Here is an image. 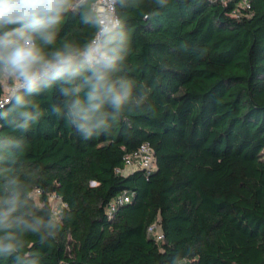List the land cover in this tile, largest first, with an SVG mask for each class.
Instances as JSON below:
<instances>
[{
	"label": "trees",
	"instance_id": "16d2710c",
	"mask_svg": "<svg viewBox=\"0 0 264 264\" xmlns=\"http://www.w3.org/2000/svg\"><path fill=\"white\" fill-rule=\"evenodd\" d=\"M94 1L72 0L52 48L95 37ZM115 2V75L133 82L132 101L107 108L100 135L68 122L63 81L16 91L37 116L20 127L16 82L7 93L0 79V199L16 192L15 215L55 223L9 229L16 249L0 248V264H264V0ZM144 143L156 169L124 172ZM123 193L130 200L110 215Z\"/></svg>",
	"mask_w": 264,
	"mask_h": 264
},
{
	"label": "clouds",
	"instance_id": "9594fccd",
	"mask_svg": "<svg viewBox=\"0 0 264 264\" xmlns=\"http://www.w3.org/2000/svg\"><path fill=\"white\" fill-rule=\"evenodd\" d=\"M156 3L165 6L168 0ZM71 7L72 0H0V79L16 82L13 111L23 121L19 125L23 128L37 116L27 110L30 102L16 91L39 92L57 81L72 85L61 89L68 98L67 120L88 139L110 127L108 107L114 113L125 110L132 101L133 82L115 75L124 59V45L120 22L110 16L93 21L99 30L82 46L64 42L60 47H51L56 44L64 14ZM89 20L84 17L85 23ZM82 91L86 99L78 97ZM74 96L77 98L73 100ZM53 111L59 114L62 109ZM19 204L16 192L0 199V231L4 232L0 248L6 253L16 249L15 235L9 229L20 227L36 233L55 227L52 220L46 222L39 216L15 215Z\"/></svg>",
	"mask_w": 264,
	"mask_h": 264
},
{
	"label": "built area",
	"instance_id": "2783aa9c",
	"mask_svg": "<svg viewBox=\"0 0 264 264\" xmlns=\"http://www.w3.org/2000/svg\"><path fill=\"white\" fill-rule=\"evenodd\" d=\"M221 2H228L229 0H219ZM92 8L97 13L98 19H102L104 16H110L111 18L118 20L120 18L117 15L116 11V2L115 0H95L92 4ZM14 90V88L12 89ZM9 101V95H5L2 100H0V105ZM126 168L124 172L132 171L135 169H143L147 172H151L156 169V159L154 155L153 148L149 143L142 144L137 150L132 153H129L125 157ZM130 200V194L123 193L117 199H114L110 203L109 214L112 215L113 211L119 203L127 202ZM150 232L154 234L157 239H162L164 234L162 231L156 228V225H152L149 228Z\"/></svg>",
	"mask_w": 264,
	"mask_h": 264
},
{
	"label": "rangeland",
	"instance_id": "374dc122",
	"mask_svg": "<svg viewBox=\"0 0 264 264\" xmlns=\"http://www.w3.org/2000/svg\"><path fill=\"white\" fill-rule=\"evenodd\" d=\"M5 81H6V86H5L6 92L9 93L10 91H12L13 88H11V86L7 84L8 83L7 79H5ZM50 201L54 209H58V210L60 209L59 207H61L62 205V200L60 198L56 197L55 195H52Z\"/></svg>",
	"mask_w": 264,
	"mask_h": 264
}]
</instances>
